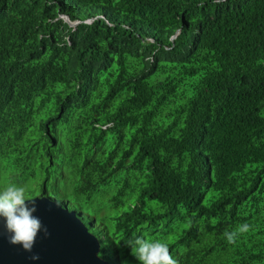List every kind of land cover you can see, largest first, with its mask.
Returning a JSON list of instances; mask_svg holds the SVG:
<instances>
[{
    "label": "trees",
    "instance_id": "obj_1",
    "mask_svg": "<svg viewBox=\"0 0 264 264\" xmlns=\"http://www.w3.org/2000/svg\"><path fill=\"white\" fill-rule=\"evenodd\" d=\"M13 185L81 215L110 264H141L136 239L264 264V0H0Z\"/></svg>",
    "mask_w": 264,
    "mask_h": 264
},
{
    "label": "water",
    "instance_id": "obj_2",
    "mask_svg": "<svg viewBox=\"0 0 264 264\" xmlns=\"http://www.w3.org/2000/svg\"><path fill=\"white\" fill-rule=\"evenodd\" d=\"M33 199L37 208L33 215L47 227L49 235L38 232L32 251H26L22 245L10 243L5 218L0 217V264H108L98 256V239L74 212L47 198ZM34 255L39 259H32Z\"/></svg>",
    "mask_w": 264,
    "mask_h": 264
},
{
    "label": "clouds",
    "instance_id": "obj_3",
    "mask_svg": "<svg viewBox=\"0 0 264 264\" xmlns=\"http://www.w3.org/2000/svg\"><path fill=\"white\" fill-rule=\"evenodd\" d=\"M43 198H47L49 201L60 205L48 197ZM26 201H28V203H26ZM63 209L67 210L69 213L74 212L76 217L84 223V221L80 218L81 215L78 216L77 212L66 208ZM36 211L37 208L35 199H25V192L22 187L13 185L0 192V217L5 218V227L11 234L10 243L22 245L23 248L29 252H31L34 247L38 232L42 231L44 235H49L47 227L42 224V221L38 217L33 215ZM84 225L88 228L85 223ZM242 227L247 229L248 225L245 224ZM223 235L227 238L228 243H232L233 238L237 235V232H229L226 230ZM94 236L99 241L100 253V240L96 235ZM128 245L132 249V255H134L141 262V264H177V261L170 254L167 244L162 243L159 240L148 241L145 239H136L133 243ZM99 253L98 256L100 257ZM32 259L38 260L39 256L34 255ZM101 259L110 264L103 258Z\"/></svg>",
    "mask_w": 264,
    "mask_h": 264
},
{
    "label": "rangeland",
    "instance_id": "obj_4",
    "mask_svg": "<svg viewBox=\"0 0 264 264\" xmlns=\"http://www.w3.org/2000/svg\"><path fill=\"white\" fill-rule=\"evenodd\" d=\"M136 258V257H135ZM139 261V260H138Z\"/></svg>",
    "mask_w": 264,
    "mask_h": 264
}]
</instances>
